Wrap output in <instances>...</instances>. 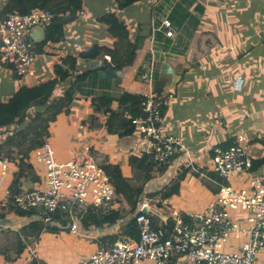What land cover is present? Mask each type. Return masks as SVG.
Segmentation results:
<instances>
[{
    "label": "crops",
    "instance_id": "crops-1",
    "mask_svg": "<svg viewBox=\"0 0 264 264\" xmlns=\"http://www.w3.org/2000/svg\"><path fill=\"white\" fill-rule=\"evenodd\" d=\"M81 1L82 8L75 19L63 26L64 39L45 44L43 51L36 54L27 75L18 77L13 65L0 59V124L6 120H14L22 110L46 94L50 93L52 99H57L76 80V87L82 93H76L69 113H60L48 129L49 146L53 135L58 144L68 147L71 144L70 119L75 117L79 123L81 119L88 117L93 112L90 102L92 98L102 92L116 96L122 91L145 96L159 89L171 95L162 112L161 134L178 138L180 148L176 149L174 159L164 172L144 184L136 210L145 201L148 209L159 218H172L174 215L186 217L194 213L187 210L181 215L172 210L169 204L166 205L161 196H153L173 185L175 177L180 173L184 177L182 182H177V192H188L185 187H190L193 193L200 192L201 195L197 196H201L202 200L198 207L192 208H206L215 199L218 191L215 193L214 190L222 184L212 168L215 148H223L228 143L240 144L245 148L249 161L260 159L264 154L261 143L264 141V0H143L123 9L117 7L115 0ZM5 2L6 0H0V12L4 9ZM165 10L176 33L174 39L165 38L159 31L160 19L165 15ZM111 12L127 25L130 40H138L136 58L119 73L120 83L115 85L96 70L102 64L101 56L78 57L73 75L65 80L57 78L53 67L61 64L66 56L90 53L98 45H111V37L96 20ZM125 13L129 14L136 26L134 35L129 30L127 19L123 17ZM44 35L45 29H34L32 40L35 46L40 45ZM151 52L155 53L156 71L153 84L148 85L138 81L136 76L141 61L149 57ZM104 58L109 61L108 56ZM164 64L166 68H163ZM237 77L242 80L239 90L234 87ZM8 125L10 122L0 125V128ZM92 131L90 134L95 133L94 138L98 136V140H104V135L108 134L102 127ZM109 135L117 137L120 152L109 155L99 145L96 146L97 143H89L87 147H83L82 154H90L98 163L106 157L107 162L119 164L122 174L130 177L133 173L128 157L133 153L148 152V140L138 129L129 136L118 133ZM34 154V151L30 153L29 163L38 181L31 183L25 180L22 187L44 188L45 167L36 161ZM32 160L41 166H35ZM63 160L59 162L70 161ZM15 170L16 163L11 161L9 171L0 185L1 188L9 175L7 184L5 182L4 198L0 200V206L6 213H9L5 207L6 193ZM255 176L264 179V165L254 172L245 170L234 174L229 182L233 187L241 188L247 186ZM182 206L187 204L184 202ZM7 217L8 219L2 214L0 219L24 226L29 222L26 217H23L27 219L25 223L18 222L15 218L21 216L14 213ZM129 217L113 226L86 230L81 227L74 233L67 231L73 237H80V234L88 237L94 252L107 240L112 241L108 238L110 235L116 236L113 241L122 235L130 237L122 230ZM239 239L245 241L246 237L236 240ZM228 242L229 240L224 245L225 251ZM24 254L23 251L10 264H30V259ZM31 255H35L34 250ZM36 260L37 258L34 260L35 264ZM178 264L195 263L180 256Z\"/></svg>",
    "mask_w": 264,
    "mask_h": 264
},
{
    "label": "built area",
    "instance_id": "built-area-1",
    "mask_svg": "<svg viewBox=\"0 0 264 264\" xmlns=\"http://www.w3.org/2000/svg\"><path fill=\"white\" fill-rule=\"evenodd\" d=\"M52 20L53 14L49 11L35 9L27 14L12 11L0 21V59L11 63L17 76L23 77L31 71L36 56L34 29H45ZM159 31L165 38H176L167 13L160 19ZM155 71V53L151 52L141 61L136 79L152 85ZM241 82L237 77L235 90L240 89ZM169 98V94L151 91L144 96L143 114L131 120L148 140L147 151L157 168L164 170L180 148L178 138L161 134L162 112ZM33 151L36 161L45 167V187H22L12 196L6 193V202L10 199L18 210L30 213V221L74 233L83 226L86 214L102 219L115 209L113 186L90 154L65 163L57 162L47 141ZM212 160L213 170L222 184L215 199L202 212L159 218L142 201L128 219L136 226V240L124 235L113 242L107 240L87 259L74 264H178L180 256L195 264H264V179L255 176L241 188L229 183L233 174L249 167L245 148L240 144L215 148ZM10 163L9 159L0 157V185ZM229 209L242 214L249 227H240L233 221ZM243 236L246 239L237 251L224 250L230 237Z\"/></svg>",
    "mask_w": 264,
    "mask_h": 264
},
{
    "label": "trees",
    "instance_id": "trees-1",
    "mask_svg": "<svg viewBox=\"0 0 264 264\" xmlns=\"http://www.w3.org/2000/svg\"><path fill=\"white\" fill-rule=\"evenodd\" d=\"M139 1L143 0H115L119 9L126 8ZM81 8V0H6L5 7L0 12V21L12 11L27 14L38 9L52 13L53 20L50 26L45 28L43 40L39 46L34 45L37 54L43 51V46L48 42L57 43L64 39L63 26L73 21ZM96 20L108 32L112 39L111 45H98L90 53L66 56L62 59L61 64H55L53 67L57 78L62 80L70 78L75 71L78 57L101 56L102 64L96 70L112 80L115 85L120 83L119 73L123 68L131 65L136 58L138 40H130L127 25L114 12L101 15ZM104 56H108L109 61ZM77 92L82 93L81 89L76 87V80H74L63 95L57 99H52L50 93L46 94L22 110L14 120H6L0 124L6 125L10 122V125L0 128V157H5L16 163V170L8 186V193L11 196L20 191L25 180L31 183L38 181V177L29 163V155L35 148L48 140L49 125L56 120L57 116L60 113H69L70 105ZM157 92H160L159 89ZM143 100V95L126 91H122L116 96L109 92H102L90 100L93 112L86 119L81 120V125L87 130L102 127L108 134L118 133L121 136H129L137 130L131 120L143 114ZM261 143L264 148V141ZM231 144L228 143L223 148ZM91 154L95 155L94 152H91ZM107 161L105 157L99 164L113 186L115 209L109 216L102 219L86 214L82 226L84 230L113 226L118 221L131 216L136 211L137 201L142 194L144 184L164 172V169L157 168L152 154L145 151L129 155L128 164L133 173L130 177L122 174L119 164H111ZM262 165H264V154L260 159L250 160L246 171L254 172ZM182 176L181 174L180 177ZM220 185L214 190L215 193L219 190ZM177 191L178 185L173 184L169 188L153 194V196L159 195L165 198L177 193ZM6 203L5 207L9 213L26 218L30 217V213L18 210L12 200L8 199ZM58 230L55 227H44L40 222L31 221L20 229L21 233L17 237V248L13 255L7 256L8 260L14 262L23 253L26 245L21 234L36 240L43 231L56 232ZM122 230L123 233L134 239L138 237L132 219L122 226ZM108 238L113 241L116 236L110 235ZM104 239H102V242ZM31 264H35V262L33 261Z\"/></svg>",
    "mask_w": 264,
    "mask_h": 264
},
{
    "label": "rangeland",
    "instance_id": "rangeland-1",
    "mask_svg": "<svg viewBox=\"0 0 264 264\" xmlns=\"http://www.w3.org/2000/svg\"><path fill=\"white\" fill-rule=\"evenodd\" d=\"M166 12L167 11L165 10L163 14H166ZM123 17L127 19V22L129 24V30L131 34L134 35L136 32L135 31L136 26L132 22V20H130L129 14L125 13V16ZM81 120L78 123L75 117H71L70 119V124H69L71 130L70 146L67 147L66 145L58 144L54 136L53 135L51 136L50 149L53 152V157L56 161L58 162L64 161L63 159L65 160L68 159L71 161L75 159L77 156L83 153L84 151L82 150L83 147L85 145L87 147L89 143L90 144L97 143L96 146L99 145L100 148H102V151H106L107 153H109V155L121 151L117 142V137H111L109 134H107L104 135L106 137L104 140L101 139L98 140L97 139L98 136L94 138L95 133L90 134V132H93L92 130L88 131L81 125L80 123ZM82 129H85L88 132L82 131ZM67 153H69L70 155ZM32 162L35 166H41L38 165L34 160H32ZM211 162H212V168H214L213 160ZM180 175L181 173L177 174V176L175 177L174 184L178 185L177 182L183 181L184 176L180 177ZM8 178L9 175L3 181L4 185H2V187L0 188V200H3L4 198L5 182L8 180ZM198 180L201 181L200 178H198ZM204 186L206 187V184H204ZM185 188H188V192H182V191L180 193L177 192L165 198H162V200H164V203L166 205L169 204L172 210L177 211V213L181 215H183L187 210H190L188 212H194V213L202 212L205 208L201 210L198 209L194 210L192 208V207H198V205L200 204L202 199L201 196L198 197L197 195H201V193L200 192L193 193L190 187H185ZM191 197L192 199H190ZM184 202L187 204V206H182ZM229 213L231 214L233 221H235L240 227H245V228L249 227V224L246 222L242 214L236 212L233 209H229ZM2 214L5 215L6 219H8L7 215L12 216V213L10 214L6 213V211L2 209V207L0 206V218ZM15 220L24 223L25 221H27V219L23 217H19V218L16 217ZM30 222L31 221L29 220V222L27 223L29 224ZM2 226L4 227L2 228ZM23 226H24L23 224L22 225L15 224V223H11L8 220L0 219V264H10V261L8 260L7 256H11L14 254L17 248V237L18 234L21 233L20 229ZM55 228L59 230L56 232L43 231L40 233L39 237L36 240H32V238H28L24 234H21V237L26 245L24 249V253H25L24 255L25 257L27 256V259H30L29 260L30 264L36 258H37L36 260L37 264H74L84 259H87V257L93 252L92 242L85 235L80 234L81 235L80 237L79 236L73 237L68 233L66 229H60L59 227H55ZM228 240H229L228 247L226 249L227 252L237 251L241 243L244 241V239L236 240L233 237H230ZM27 248H30V250H27ZM33 250L35 255H31V252ZM43 258H45L46 260H44Z\"/></svg>",
    "mask_w": 264,
    "mask_h": 264
},
{
    "label": "water",
    "instance_id": "water-1",
    "mask_svg": "<svg viewBox=\"0 0 264 264\" xmlns=\"http://www.w3.org/2000/svg\"><path fill=\"white\" fill-rule=\"evenodd\" d=\"M166 64L163 65V68H166ZM169 72V70H167ZM142 212H145V209H142Z\"/></svg>",
    "mask_w": 264,
    "mask_h": 264
}]
</instances>
